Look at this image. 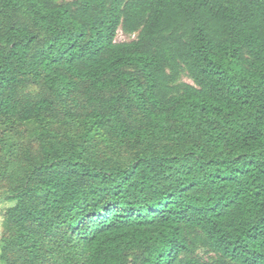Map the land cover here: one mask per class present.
<instances>
[{
	"label": "trees",
	"instance_id": "1",
	"mask_svg": "<svg viewBox=\"0 0 264 264\" xmlns=\"http://www.w3.org/2000/svg\"><path fill=\"white\" fill-rule=\"evenodd\" d=\"M59 1L0 0V263L264 264V0Z\"/></svg>",
	"mask_w": 264,
	"mask_h": 264
},
{
	"label": "rangeland",
	"instance_id": "2",
	"mask_svg": "<svg viewBox=\"0 0 264 264\" xmlns=\"http://www.w3.org/2000/svg\"><path fill=\"white\" fill-rule=\"evenodd\" d=\"M71 2V0H60L59 3L66 4ZM137 34L125 35L121 30L118 31L116 36V42H130L135 40ZM176 84H192L191 80L186 73H182ZM22 96H28L30 98H36L40 95V90L34 86H27L21 90L20 93ZM3 126L0 124V160H4L7 164L6 168L8 173L17 174L22 168V162L19 158L21 154V149L23 144H25L26 131L23 128H18L17 126ZM22 145V146H21ZM1 164V163H0ZM1 166V165H0ZM8 176L7 174L5 175ZM10 188V183H7L0 174V240H1V218L3 211L11 206L10 203L3 202V198L6 196L7 191ZM0 242V246H1ZM136 254V253H135ZM132 253L130 259L133 258ZM195 256L202 263H215L217 262L218 257L205 248H198L195 252ZM1 264V263H0Z\"/></svg>",
	"mask_w": 264,
	"mask_h": 264
}]
</instances>
